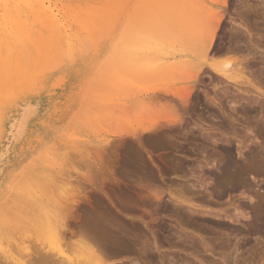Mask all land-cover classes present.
I'll return each instance as SVG.
<instances>
[{
    "label": "rangeland",
    "instance_id": "1",
    "mask_svg": "<svg viewBox=\"0 0 264 264\" xmlns=\"http://www.w3.org/2000/svg\"><path fill=\"white\" fill-rule=\"evenodd\" d=\"M165 2L170 4L172 0ZM52 3L66 17L72 15L65 0ZM169 4L164 0H112L107 6L111 12L99 8L91 17L95 25H106L107 30L97 33V41L84 36L87 42L85 45L83 41L81 49H66L63 58H50L43 65L33 53L34 71L40 75L32 91L24 89L13 106L10 99L1 103L2 109L0 106V264H35L37 256L32 253L43 238L39 219L45 211L63 219L68 243L80 238L83 226L95 219L94 215L104 220L111 216L107 224L118 217L119 224L114 221L111 226L126 233L130 232L127 228L135 226L140 231L138 236L134 227L131 229V234L134 230L137 235L135 244H139L133 249L136 254H125L111 262L108 259V264H264V225L253 223L251 210L257 204L255 197L260 194V199L264 198V0H227L217 9L225 11L224 26L219 28L222 39L214 46L230 55L234 52L233 58L241 60L244 85L207 68L198 73L190 65L196 57L195 49L192 52L188 46L192 45L188 34L181 40L179 13L177 17L174 5ZM11 5V0H0V23L5 21L7 30H25L21 23L14 28L16 18ZM102 12L108 14L107 19ZM98 17L102 22L97 21ZM126 21L127 29L135 30L134 35L140 31L143 35L144 31L158 43L150 45L149 50L145 44L141 46L146 49L131 44L139 51L135 47L126 53L115 43L120 42L121 35L124 37L119 32L121 27H128ZM141 35L138 41L145 42L149 37ZM92 43H103L101 52L96 50L100 45L94 47ZM216 58L220 61L224 57ZM151 66L162 68L160 71ZM195 70V78H199L192 80ZM249 82L262 93L249 87ZM186 86L192 97L199 98L190 100L192 107L183 100L180 103L175 95L177 89L186 91ZM153 94L156 96L151 103L148 98ZM161 96L164 100L158 101ZM143 99L148 103L140 104ZM144 105L148 109L144 110ZM148 110L155 116V111L160 113L156 116L159 120L153 117L148 121L146 115H153ZM162 111L169 118L177 114L183 124L173 115V125L159 126L155 135L150 131L153 134L139 132L131 136L130 130L136 125L167 119ZM139 112H145L144 118L140 115L143 120L136 118ZM131 158L139 159L138 163L141 160L135 162L137 169L129 166ZM226 161L245 167L252 164L250 167L261 174L246 172L238 177L237 184L233 181L236 177L223 180L220 170ZM156 202L161 208L157 204L155 207ZM29 206L34 207L36 215ZM172 207L178 209V214L176 210L172 213ZM34 233L37 238H32ZM131 234L127 235L134 238Z\"/></svg>",
    "mask_w": 264,
    "mask_h": 264
},
{
    "label": "bare ground",
    "instance_id": "2",
    "mask_svg": "<svg viewBox=\"0 0 264 264\" xmlns=\"http://www.w3.org/2000/svg\"><path fill=\"white\" fill-rule=\"evenodd\" d=\"M65 1L67 3L66 9H68V12H72V15L70 17H66L65 16V13H63L62 10L59 9V7H57L56 4H53L52 3V0H32V2L30 0H11V2L13 4V6L11 5L12 6L11 9H13V11H15L14 13H15V18H16L15 19V22L13 23L14 28H15V26H18V28H19L20 23H21V25L24 24L26 26V28H24L25 30L21 29L22 27L19 28V29H15V30H9V29L7 30V28L5 26V24H6L5 21H2L0 23V69L2 70V71L0 70V75L2 74L0 76V81H1L0 82V106L3 105L1 103H4V102L6 103V101H8L9 99H10L9 101H10L11 106H13L15 104L16 100L18 98H20L21 95H19V94L24 89H26L27 91H32V89H33L32 86L35 84L36 77H37V74H38V70H37V73H35L36 70L34 71V69H36V68H34L33 67V64H32V62H34L33 61V53L34 54L37 53V55L39 57V60L40 61L37 60L38 58L36 59L38 61V64H39V62H41L42 65H43V62H46L50 58H56V59L57 58H60V59L63 58L64 55H65L64 51L66 52V49H68L70 52H72L73 50H76L77 48H80L81 49L82 48V45H84V44L86 45L85 42H87V41H84V39H83L84 36L85 37L87 36L89 38L93 37L96 40L97 39L96 38L97 37V33L99 32V34H101L103 32L102 30H103L104 26H106V25L99 24V23H98V25H95V22L96 21L94 22L91 17L94 16V14L96 13V11L99 8H101V9L102 8H105L104 11L107 10L108 12H111L109 9H107V6L110 5V2H112V0H97V1L96 0H65ZM165 1L166 0H164V3L169 4L168 3L169 1L168 2H165ZM173 1L174 0H172V2L170 4H173L174 5V6H172V5L171 6L175 8V11L177 13V17H178V13H179V17H178L179 20L178 21H180V22H177V24L180 26V30L178 31L180 33L179 35H181L180 38L182 40V35L184 37V34L185 33L188 34L189 40H190V44H192V45H188V46H190V49L192 50V52H194V51L196 52V54L193 53L196 56V57L194 56L195 57V60L193 61V63L192 62L190 63V61H189L190 65H192V67L194 66L193 68L198 69V71H199V69L201 71L202 70L201 68L210 69L211 71L215 72V74L217 76H219V77H222V78H224L226 80L232 81V82H234L236 84L244 85L246 78H244V69L240 65L241 60L238 61L237 58H236L237 60L235 58H233L234 57L233 56L234 55V52H233V55H232V53L230 55V54H228L229 51H228V53L227 52L225 53V50H223V48H222V50H219V49H217V47H219V46H217L216 48L214 46V45H216V41H218V40L220 41L222 39V37H221L222 34L219 32V28L222 25V23H224V21L222 19L224 18L223 13H225V11L223 9H222V11H224L223 13H222V11L221 12L220 11H217V9L220 8V5H223L224 6V4L227 2V0H209V2H207V1L201 2L202 0H175L174 2ZM56 3H57V1H56ZM142 3H144V1ZM170 4L167 5V6H170ZM8 8H9V6H8ZM9 10H10V8H9ZM100 11H103V9L100 10ZM107 11H106V13H108ZM17 13H20V14L18 15ZM20 15H22V16H20ZM107 15L108 14H104V16H106V19L108 18ZM97 16H99V15H97ZM110 16H112V15H110ZM101 17L103 19V16H100V18ZM100 18L98 17L97 21H101L102 22V20ZM109 18H111V17H109ZM103 22H105V21H103ZM126 22H128V27L126 26L127 25L126 23H125L126 25L123 24V25L126 26V28L124 29V26L122 25L123 27L120 28L121 30L119 32V34L120 33H122V34L124 33L123 34L124 37L122 38V35H121V37H120V35L117 36L118 39L120 37V42L121 43L115 41V43H118V47L120 46L119 48L125 50L126 53H128L127 50H132L133 51L135 47H136L135 50H137L138 49L137 45H139V47L141 49L142 48L141 45H144L145 44L144 46H146L147 49L145 47H143V48H145L146 50H149L151 48L150 45H154V43H158V39L157 40H154L155 37L153 38L150 34L144 33V31H143V35L144 36H147V37L149 36L148 39L145 38V42L140 41V40L138 41L139 35H141L142 32L140 31L141 33L138 32V33H135V34H138V35H134L133 33H134L135 30L133 31V29L131 28L132 29V33L130 34L131 29H127V28H129V21H126ZM185 24H190L191 26L189 28H186L184 26ZM222 26H224V24ZM105 29L106 28H104V30ZM123 29H124V31H123ZM221 29H223V28H221ZM186 30H187V32H186ZM100 31H102V32L100 33ZM221 31H223V30H221ZM94 34L96 35L95 37H94ZM143 35H141L140 37H142ZM99 36H98V38L101 39V36L102 35H99ZM115 36H113L112 39H114ZM130 36H131V38H130ZM20 38L21 39L24 38L23 41L24 40L25 41L24 42L21 41ZM121 38L123 39V41H122ZM134 39H135V41H134ZM83 41H84V44H83ZM107 41H108V39H107ZM151 41H156V42H153V44H150L149 42H151ZM109 42L111 43V40ZM139 42H141V44ZM103 43H100V44H97L96 43L97 45H100V46L97 47L98 49H96L98 52H101L100 51V50H102V46L101 45ZM96 44H93L92 43L93 46L96 45ZM131 44H137V45H134L133 46ZM163 45H165V44H163ZM184 46H186V45H184ZM80 49L78 50V53L80 52ZM138 51H139V49H138ZM216 54L218 56H215ZM34 56H36V55H34ZM216 57H219V58L220 57L221 58L224 57V58L219 61L218 58H216ZM235 57H236V55H235ZM214 59H216V60H214ZM79 64H80V62H79ZM149 68H152V69L157 68V70L160 69V71H161V68L162 67H159V66L158 67L157 66H151ZM7 69L10 70L11 73H9ZM5 70H7L6 72H8V73H6ZM39 71H40V68H39ZM198 71L195 70V73H194L195 76H192L191 77L192 80L199 78L198 77L199 75L197 76V78H195L196 75L198 73H200V71L199 72ZM196 72H198V73H196ZM8 74H10V76ZM7 75L11 78L9 82H7L8 81L7 79H5V77ZM39 75H40V73L38 74V76ZM8 76H7V78H9ZM215 79L220 81V78H218V77H215ZM2 80H4L5 82L2 81ZM248 84H249V87L251 85L253 88H255L250 82ZM184 88H185V86H184ZM189 88H188V86H186V89H187L186 91L187 92L186 91H183L184 90L183 88H180V89H182L180 91L177 89V94H175V95H178L179 96V97H177V96L176 97L179 98V101L181 100L180 103H182V100H183V102L185 104H188L189 103L188 105L191 106L192 105V104H190V103H192L191 102L192 101L191 99H194L195 100V98L197 96L196 97L193 96L194 97L193 98L191 96V92H190L191 90L189 91ZM39 89H41V87ZM255 89L257 90L258 88H255ZM193 90H192V92H193ZM174 91H176V90H174ZM181 91H183V93H181ZM257 91L260 92L261 90H257ZM26 92H24V93L26 94ZM166 92H167V90H166ZM166 92L164 91V93H166ZM179 93H181V94L179 95ZM261 93H262V91H261ZM37 94H38V92H37ZM139 94H141V93H139ZM148 95H151V94H148ZM263 95H264V93H263ZM154 96H156V95L153 94V97L151 96L152 97L151 99H150V97L149 98L147 97L148 98V101L149 102L154 101V99H153ZM163 96H161V98L158 99V101L159 100L160 101L164 100V98H162ZM142 97L143 96H141V98ZM143 98H145V97H143ZM157 98L158 97H156L155 100H157ZM165 98H166V96H165ZM144 101L148 103L147 99L146 100L143 99L142 103H140V104L143 105L144 104ZM196 103H197V100H196ZM146 105L142 106V107H144V110H145V108L148 109V107H145ZM156 105H157L156 106V108H157L158 107V103ZM159 106H160V104H159ZM27 107H25V109ZM160 107L163 109L162 106H160ZM6 108H8V107H6ZM1 109H2V106H1ZM162 109H160V110H162ZM160 110H158V111H160ZM184 110H186V108H184ZM148 111H150V110H148ZM156 111H157V109H156ZM156 111H155L156 116L158 117V114H159V117H160V113H156ZM4 112H3V114H4ZM10 112L11 111H9V114H11ZM153 112L154 111H152L151 113L153 114ZM144 113L142 112V114H141V112H139L138 113L139 115H137L136 118H140L141 120H143L141 118V116L144 118L145 117V116H143ZM163 113H165V112H163ZM165 114H166V116H164V117H167V119L165 118V120H163L164 118H161V120L163 122L159 121L160 124L158 123V121H156L158 118L154 114L151 115V118H150V116L147 117V115H146V118L149 119L148 121H151L153 119H156L155 120L156 123L155 122L154 123L153 122L152 123L151 122L148 123V121H146V123H148L147 126L146 125H143V124L139 125L140 123H138L139 127L136 125V127H133V129L135 128L134 130H132V131L130 130L131 136L133 134L136 135L139 132L140 133H144V132H150V131H154V135H155V130L159 126H162L163 127L166 123L167 124L170 123L169 124V126H170L172 124L171 122L173 121L172 120V118L174 117L173 115H177V114H172L173 117L170 116L171 118H169V116H167V113H165ZM31 117H34V116L31 115ZM153 117H155V118H153ZM161 117H163V116H161ZM176 117H177V119L175 118V120H177V121H178V118H179V120L181 119V117H178V115ZM135 120H136V123L137 122H140L137 119H135ZM175 120H174V124H175ZM24 121L25 120H23V122ZM13 122H14V119H13ZM141 122H143V121H141ZM179 122H182V124H183V120H180ZM144 123H145V119H144ZM11 125H12V123H11ZM13 125H14V123H13ZM26 125H27V123H26ZM179 125H181V123H179ZM12 126H11V128L14 127V126L13 127ZM137 127L140 128V131H138L136 129ZM159 128L161 129V127H159ZM3 130H5V129H3ZM136 130L138 132L137 133H134V132H136ZM17 131H19V129H17ZM17 131H15V132H17ZM156 132H160V130L159 131H156ZM7 134H9V132ZM149 134H153V132H150ZM20 137H22V136H20ZM40 138H42V137H40ZM10 141H11V139H10ZM33 141H35V140H33ZM28 142H29V140H28ZM4 147H6V145ZM5 150H6V148H4V152H5ZM54 153H55V151H54ZM256 155H258V154H256ZM129 156H131V155L129 154ZM0 157L2 158L3 155H0ZM131 159L132 160H135V161L129 160V162H128V164L131 163V162L134 163V164L131 163L132 165L129 164V166L132 167L133 165L135 166V162L138 163L137 160H139V159H137V158H135V159L134 158H131ZM261 160H260V162H261ZM262 161L264 162V160H262ZM140 162H141V160H140ZM2 163H3V161H2ZM249 164H251V163H249ZM255 164L257 165L256 162H255ZM261 164L263 165V163H261ZM136 166H137V164H136ZM136 166L135 167H132V168H136ZM250 166H253V165L251 164L248 167H245V166H242V165H240L238 163H234V162H230L229 161V162H227L224 165L223 170L222 169L220 170L221 173L223 172V174H220V175H223V177H224V179L222 177L223 180H225V178L226 179L227 178H232V180H233L234 177H236V178H238V177L241 178V176L243 177V174L246 173V172L248 174L249 171L253 172V174H255V173L256 174H259V175L261 174V173H258L260 171H258L257 168H253V167H250ZM126 167H128V165ZM132 168H131V170H132ZM137 168H138V166H137ZM259 168H262L263 169V167H259ZM255 169H257V170L255 171ZM142 170H143V168H142ZM259 170H261V169H259ZM5 171H7V170H5ZM145 171L146 170H144V172ZM1 172L2 171H0V173ZM134 172H136L135 169H134ZM148 173H150V172H148ZM256 174H255V176H256ZM5 175H6V173H5ZM146 176L148 177V175H146ZM236 178H234L235 180H233V181H235L236 184H237L239 182V178L237 180H236ZM220 179H221V176H220ZM223 180L220 181V183L221 182L224 183ZM223 183H221V184L223 185ZM227 184H228V182H227ZM238 189H239V187H238ZM251 193H253V192H251ZM252 196H254V195H252ZM252 196L250 197L251 198L250 199L251 201L254 200V198L252 199ZM261 197H260V194H259V197H255L257 199V204L255 203L256 205L253 208H251V210H252V216H253V223L255 222V223H257L260 226L264 225V198L263 199H260ZM152 201H153V199H152ZM154 204H155V207H156V204H157L158 208H161V207H159V203L158 202H156ZM100 205H102V203H100ZM163 206L165 207V205H163ZM26 207H28V205ZM33 208L34 207L30 208V206H29V209H31V210ZM104 208H105V206H104ZM104 208H103V210H104ZM167 208H169V207H167ZM105 209H107V208H105ZM165 209H166V207H165ZM171 210H172V213H173V211L176 210V209L173 210V207H172ZM171 210H170V212H171ZM177 210L174 211V212H177V214H178L179 211H177ZM32 211H34V213H35L34 215L37 214L36 213V210H32ZM167 211H169V210L167 209ZM29 213L30 212H28L27 214H29ZM101 213H108V212L103 211ZM110 215L113 216L114 214L111 213ZM25 216H27V215H25ZM31 216H33V215L31 214ZM94 216H95V219L91 216L93 219L92 220H88V224L83 226L84 232L80 235V238H78V240L76 242L68 243V242H66L67 241L66 240V236L64 235V232H65L64 231L65 224H64L63 219L62 218L61 219L58 218L55 214H53L51 212L45 211L44 212V217L42 216V218L39 219L40 220V222H39L40 223V230L42 232L43 238L39 241L37 248H34V252L32 253L33 255H36L37 256V259L35 261V264H108L106 260L109 259L108 261L111 262L110 259H112V260L115 259L116 260L117 258H119L121 256L122 257H125L123 255H125V254H131L135 250V248L137 247V245H139L138 243L135 244V242H136L135 235L136 234L135 235L133 234V232H135L137 230V229H135V226H131L130 227L131 229L134 227L133 229L135 230V231L133 230V232H132V234L134 235V238H132L131 236L129 237L127 235L128 233L131 234V231H132L131 229L127 228L126 231L128 232L130 230V232L126 233V232L121 231L122 228L120 230H118L119 227L118 228H114L115 226L114 227H113V225L111 226V223L114 224L115 223L114 221H116L117 220L116 218H118V217L115 216L116 218L114 219V221L111 219L110 220L111 223L109 224V222H108V224H107L106 223V221H107L106 219H108V217L110 218L111 216H107L106 215L107 217H106L105 220L100 215L99 216H100L101 219L100 218H96V215H94ZM91 217H89V219H91ZM175 217H177V216L175 215ZM181 218L182 217H180V220H182ZM177 219L179 220L178 217H177ZM29 220L31 222H35V220L32 221L33 218H31V217H30ZM116 223H117V221H116ZM122 223H123V221H122ZM117 224H119V220H118V223ZM120 224H121V222H120ZM128 225L126 224L127 227H128ZM249 225H252V223L249 224ZM38 226H39V224H38ZM126 226H124L123 230L126 229ZM250 231H251V229H250ZM138 232H140V231H138ZM138 232H137V234H138ZM138 236H139V234H138ZM35 237L37 238L38 236L34 233L32 235V238H35ZM3 238H4V235H3ZM132 240H134V241H132ZM33 242L34 241L32 239V243ZM138 242H140V241H138ZM33 245H35V243ZM135 245H136V247H135ZM73 250L75 251L74 254H73ZM134 252H133V254L135 255L136 253H134ZM32 264H34V263L32 262Z\"/></svg>",
    "mask_w": 264,
    "mask_h": 264
}]
</instances>
